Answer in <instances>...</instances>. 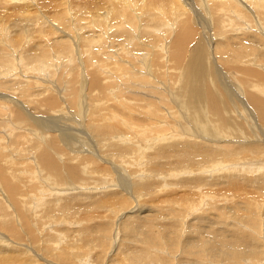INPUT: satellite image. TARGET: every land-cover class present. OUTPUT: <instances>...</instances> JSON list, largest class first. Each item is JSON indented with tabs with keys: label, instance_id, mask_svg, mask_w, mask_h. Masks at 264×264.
Returning a JSON list of instances; mask_svg holds the SVG:
<instances>
[{
	"label": "rangeland",
	"instance_id": "1",
	"mask_svg": "<svg viewBox=\"0 0 264 264\" xmlns=\"http://www.w3.org/2000/svg\"><path fill=\"white\" fill-rule=\"evenodd\" d=\"M82 1L86 5V10H84V12H88V8H90V6H88V0ZM181 1L188 7L187 9L191 12L193 18L195 17V25L199 28H197L199 30L197 35L199 38L202 35L203 40L206 39L210 45L209 55L212 68L216 67L218 68L219 72L221 71V83H224L222 85L228 88V90H230L232 93V95L229 94V96L233 99V104H222L220 108L227 105H233L234 110H228L226 115L229 118L241 122V124L244 121L239 132L230 134L231 136L233 135L232 137L227 136L224 138L213 139V137L208 138L202 136L204 133L202 135L197 133L194 134V131L185 125L189 124L192 128H194V125H192L194 123L192 120L193 118L190 119L192 115L195 116L193 114L195 112H193L192 109L189 107H177V103H172L169 101L170 99L162 101L157 98L156 100H159L158 102L162 104L169 101L170 107L173 108L172 117L165 118V121L158 122L153 121L150 117L145 119L143 115H141L142 112H134V114L140 117L133 119L130 122L127 135L122 134L120 137L125 138V142L127 144L132 142L135 143L136 146H139V149H132L122 152L118 158L116 155L112 154L111 156L107 154L109 155L108 157H112V159H115L120 163L115 162V160L112 162L108 160L104 162L105 160L99 156L101 150L97 151L98 144H100V142L97 140V136L93 134L87 127L88 121L92 122L90 117L93 116L90 114V110L88 109L89 101L100 102V100L95 101V98H92L94 93L92 90H90L89 82H87L89 76L87 72L92 70V64L95 66L98 64L97 61L99 59L106 61L107 66H111L114 62L109 56H96L95 59L98 60L94 63L93 59L91 65H88L87 60L92 58L95 52H92L88 46H82V48H79V46H81L80 38H82L84 42H90V38H88V34H90V28H84V26L88 24V18H86L84 14H80V16H76V18L72 20V16H74L76 12H80V10H75L70 15H68L66 20L69 22L61 28H57L55 25V27H51L48 25V23H45L46 26L50 28V30H56V34L50 33L48 36L50 43H46L45 41L40 43V45L42 47H48V44L52 46L53 41L56 39V42H54V44H56L54 51L62 53L60 61H56L57 63L60 62L58 66H55L50 72H44L41 76H35L29 72L24 74L20 72L16 73L17 71H15V75L7 76L8 78H0V81L5 80L8 82L12 79L17 83L16 89L13 90V92L12 90L0 89V105L6 104L2 107L6 110V107H8L10 108L8 110L12 112L10 113L7 110V112L0 114V133H2L3 136L5 135L4 145L10 143V141L14 139L13 135L16 133H23L27 135L30 139H28L27 142L30 141L31 143H33L32 140L43 142L45 139H48L51 136H53L54 140L57 141L55 136H60V132L76 133L78 137L74 138L75 135H73L70 141L66 142V146L68 147L69 151H64L65 153L62 151L59 154V157H61L60 164L70 161V155L74 156L77 154H83L84 156H88L91 154L90 156L97 159L99 163L103 165L102 167L105 165L108 166L107 164L110 163L111 166L114 167V172L116 171V173L113 172L111 174L112 177L98 175L99 178L96 175L95 177L94 174H89L90 172H88V175L86 174L87 178L84 176V178H86L84 179L86 181L84 184L72 185V182L68 181L62 183L59 181V178L49 170L52 176L51 179L48 176V172H46L43 167H38L36 164L32 166L33 170L24 169L23 167L26 166L24 163L27 162V160H34V158H29L28 155L26 158L22 157L17 161V157L19 158V156H17L18 152H14L15 149L9 150L10 157L7 162H9L11 165H14L12 168L10 167L9 170L18 176L17 182H20L22 185H24L23 187H26L24 192L25 196H27L29 193V200L28 198H25L28 200V204L32 203V206L33 202H31L30 198H32L34 201H36V199H34L35 195L32 194L33 191L30 189V187L33 185L34 180L35 182H39L36 179V175L44 178L45 182H42V187H50L54 185L58 188H61L62 191H72L69 194H92V191L97 192L96 190H101V192L92 195L93 197L97 198L95 200L85 199L86 196H80V199H76L71 196H62L54 202L63 206L60 212L61 214L59 213L58 215H66L70 220H74V222H72L73 226L71 227V224H69L71 222H69L67 219L69 222V229L64 227L68 225H64L67 222L51 223L47 226L46 224H43L45 227H36L38 231L36 234L39 233L42 228L43 230L39 233V236L44 237L51 235V233L48 232V230H50L49 228L53 230L55 226L59 224L58 226H60V228L62 227L60 230L65 232L62 233L64 235L63 242L62 240L58 239V236H52V238H55V240L58 239V242L61 241L60 246L67 245L68 242H66V238L76 243V247L70 249L68 252L62 255H56L53 253V256H47L45 254L46 249L42 245L43 238L39 241L32 242L28 239V235L30 234L25 232L22 235L23 239L21 242L23 243V246L27 248L29 253H32L33 256H36L34 264H257L256 260H252L249 257L256 258L258 255H260L264 260V203L262 206H260L261 210L258 211L255 209L258 204L252 202L255 199L258 201L261 200L260 202H264V118L257 112V108L254 107V105L245 103L248 99L247 91L249 87L247 88L245 85V87H243L241 82L236 81V70H227L225 66L222 65L223 63L218 65L217 55L215 58L213 53H211L213 47L215 49L225 48L223 46H219L221 44H217L216 46V39L213 35V32L219 31V27L216 23L213 25L215 16L213 17L211 9L207 8L210 7L211 4H206L207 7L204 9L205 4L203 6L201 0ZM2 9H4V13L12 12L13 16H16V10H18V14H22L19 11V8L14 5L5 4L2 6ZM53 9L54 6L52 4L42 2L38 5V7H31L27 15L22 14V16H16L18 18V22L16 23H20L21 25L28 24L29 26L31 23H36V21L40 20L42 23H44L43 16L50 14ZM250 16L252 15L248 13L244 15L246 18L244 20L249 24L248 29L242 30L239 33L227 31L220 38L225 41L220 42H226L228 36L236 38L243 37L245 35L246 37L253 38L257 46L263 44L262 49H260L264 51V38L260 36L264 34V15H260L259 13L256 15L254 13V16L257 18V21L260 25V28L256 27L258 29H252L251 23L249 22L253 20ZM217 20L218 19L216 18L215 22ZM10 22L11 20L7 23V28L11 26L9 25ZM21 25L19 26L22 27ZM46 26L44 28H46ZM170 26H172V24H169L168 28H170ZM168 28L159 31L156 33V36H160V38H164V36L170 38V34H168ZM93 29L97 30L98 33L100 32L99 28L95 27ZM254 33H258L260 35H256ZM105 34L108 37L110 35H108L107 32ZM59 35L60 37L64 38V40H66V38H68L70 42L74 40L73 43L75 42L78 44V46L76 45V49L69 53L60 51V46H58V44H62V42H58ZM156 36H154V39L158 40ZM143 38L144 35L142 33H138L135 35L134 40L141 42ZM196 40H193L192 43H190L189 49L194 47L193 45ZM110 42L111 41L109 40V42L106 43V48H108L109 45L111 46ZM156 46H154L152 49L142 51L145 53L144 56L146 59H152L154 48H156ZM100 50L106 49L100 47ZM263 51L258 50L257 56L264 57ZM115 53H117V51H115ZM120 54H122V52H120ZM188 54L184 60V63L179 69H186L188 66L195 64L196 57H192L188 62ZM133 56L135 55L130 56L128 54H124L122 58H113L115 59L114 65H120L122 61L127 63L129 66L127 73L116 74L111 71V68H105L102 70L103 74L100 76L102 77L103 82L108 85L113 83V85L109 87L107 91V93L111 95L112 100L109 97L106 101L102 100V103L103 101L104 103L109 101L110 103H119V96H117V93L123 91H125L127 95H131L133 92H136L138 96L144 97L150 94L146 91V88L152 90L155 87L151 84H147L146 82L137 81L132 78L134 74L140 77L145 76L146 69L151 75H153V70L152 68L150 69V67H148V64L142 63L140 60H136L137 58H134ZM170 57L171 52L169 55H165L162 58L164 60L170 61ZM108 58L110 59L108 60ZM181 59L182 58H180V60L176 63V66L180 65ZM67 63H69L70 66L72 65L71 67H73V71L71 70L72 68H67ZM171 67V64L168 62V65L166 68H163L162 71L168 70L170 74L171 71L169 69ZM45 73H48V76H46ZM73 73L76 74V76ZM159 73L160 71H156L154 76L156 77V74ZM223 73L225 76H222ZM70 77L73 78L74 81L78 80V82H80L76 90V92L78 91L77 95L76 93H68L71 88L70 85H68ZM172 78L173 77H170L167 82L165 81L168 84H166L167 87H169L170 84L172 85ZM212 79L213 80L211 83L217 81V78L213 77ZM11 83L12 81L8 83V85ZM197 85L200 86V83H197ZM161 86L164 85L162 84ZM165 88L166 86H164V89ZM28 90L30 92H28ZM95 91V94L100 95L98 89ZM79 94H81V96ZM37 96H39V101L44 99L46 96H54L56 97L55 100L57 101L54 105L42 104L40 107H37V105L34 104V98ZM201 96L204 97L202 89L196 90L189 98H187L188 103L199 100ZM219 96L226 95L223 94ZM148 97L150 98L151 96ZM251 97H256L264 103V96L256 91L250 95V99ZM90 98H92V100ZM28 101H30V104ZM76 102L77 104H74ZM9 105H11V107ZM98 105L99 104H95V106ZM175 108L179 109L178 111L180 112V118L178 119H173L176 111ZM204 109L207 110V107ZM204 109L201 111V114H196L198 118H196L195 122L207 124L205 121L207 120V118L205 119L206 113L207 117H210V120H208L209 123L207 125H215V122H218V120H214L217 118L214 117V115H217L213 111H210L209 113ZM19 111L23 112V116L26 119L29 118L28 120L31 123L28 124L29 126L23 122L21 116L18 114ZM170 112L171 110L167 111L168 116H171ZM162 116H164V112ZM32 119H36L41 123V130H37L32 125ZM52 122L55 123L52 124ZM24 123L26 125H24ZM49 123L51 124L49 125ZM9 127L10 131H5V128ZM198 127H200V130L202 131L205 129V126L203 127V125ZM36 132L37 134H34ZM115 137L118 136L114 135L113 138ZM34 146H36V150L34 149ZM34 146L30 147L33 148V152H37L40 148H42L40 143H37V145ZM168 148H173L174 150L169 149L168 152L170 153L167 152V155H165L164 151ZM156 149H159L160 152L154 154ZM103 151L106 152L105 149H103ZM98 156L102 161L99 160ZM55 158L57 159V156H55ZM130 159H136V162H133L130 165ZM218 159L227 160V163H229V161L231 163L236 162V168L235 165H233L234 167L229 166L230 168L216 167L213 169L214 171L211 170L207 172L206 170L202 173L204 168L203 166L211 165L213 162H215V160ZM73 161L74 164L78 165L81 169L86 171L90 170V163H83L81 159ZM17 162H19L20 165L17 164ZM154 162L158 163V166L152 167L151 169L148 168L151 163ZM0 164L3 166L6 165V163H3V161H0ZM104 169L106 168L104 167ZM143 169L145 171H141ZM224 169L226 170L224 171ZM179 171H181V174ZM208 173L209 175H207ZM166 176H168V178ZM46 177L50 179H47ZM102 177H104L103 180ZM99 179L103 182L100 183ZM148 180H151L149 183H152V181H157L160 182L159 184H161L162 180L164 183L162 181V187L161 185L158 186L153 184L151 187H149V189H147L146 193H144L143 190V193L137 194L141 183H144ZM97 181L99 183H97ZM74 182L78 183V181ZM195 186L201 188H197V191ZM112 187L114 189L118 188L121 191H108ZM123 187L124 189H121ZM160 187L162 188L161 191L156 192ZM151 188L155 191H151ZM204 188L206 190L205 192L210 191V193L219 194L220 197L218 195V197L214 198V200L205 199L204 203L199 204L198 201L201 198H197L196 193L204 191ZM40 192H44V190L42 189ZM6 194L7 193L0 187V199L6 198ZM41 194H47V192ZM45 196L46 195L42 196L44 197L43 200H49V198H46ZM128 196L130 197L131 207L126 208L127 204H125V199ZM224 196L234 198L232 202L238 203H231L229 200L224 198ZM186 199H188V201L190 199L191 201H196L198 204H196V206L194 205L193 207V205L187 203L183 206L184 208L178 207L177 203L184 202ZM247 199L250 201L248 206H246V203H244V201H247ZM44 203V207H49L48 210L51 211L53 203ZM32 206L30 205L29 208ZM105 206L109 208V211H105ZM177 209L179 210L177 211ZM87 211L90 213H87ZM41 213L43 212L38 211V214ZM52 213L56 212L53 211ZM185 213L186 215L183 216ZM252 214L254 217H252ZM236 215H239V218ZM33 223L38 226V221L36 219L33 221ZM217 231L221 232L220 236L222 238L223 235L222 239L224 240H226L224 237H227L228 234L232 236V238H230V240H226V242H220V240H218V236L214 234V232ZM4 233L5 231H0L1 235ZM210 240H212V244H214L213 246L210 245ZM236 240H242V244H238ZM202 243H206V246H201ZM56 244L57 243H55L54 247ZM4 246L5 245L1 243V255L3 254L1 248ZM200 252L203 255H201ZM258 252H260V254H258ZM199 254L201 257L198 256ZM202 258H204V260L207 262L202 260ZM243 259L250 260V263H245V260L242 261ZM263 260L259 261L258 263L261 262L260 264H264ZM0 264L8 263L0 262ZM13 264H19V262H13Z\"/></svg>",
	"mask_w": 264,
	"mask_h": 264
},
{
	"label": "bare ground",
	"instance_id": "2",
	"mask_svg": "<svg viewBox=\"0 0 264 264\" xmlns=\"http://www.w3.org/2000/svg\"><path fill=\"white\" fill-rule=\"evenodd\" d=\"M42 2L50 3L54 6V9L50 12V14L43 16L44 23H42L41 20L36 21V23H31L30 26L28 24L21 25L20 23H16L18 22V18L16 16H22V14L27 15L31 7H34V6L38 7V5ZM201 2L203 6L205 4L204 9H206L207 7L206 4L208 5L211 4V6L207 8L211 9V13H213L212 14L213 17L215 16V19L216 18L218 19L216 22L214 19L213 25L216 23L219 27V31L213 32V35L215 36V39H216V46L217 44H221L219 46L225 47L221 49H217V48L215 49L213 47V49L211 50V53H213V56H215V58L217 55L218 65L220 63H223L222 65H224L227 70H231V69L233 71L234 69L236 70V77H237L236 81L241 82L243 84V87L245 86L247 88L249 87L247 91L248 99L245 103H249V105H254V107L257 108L256 109L257 112L264 118V103L256 97H251L250 99V95H252L255 91L264 96V57L257 56L258 50L263 51L261 50L263 44H260L257 46L253 38L246 37L245 35L243 37H236V38L228 36L226 39V42H220V41H225L220 38L227 31H230L233 33H239L242 30L248 29L249 24L244 20L246 19L244 17L246 13L251 14L253 16V17L250 16L253 21L249 22L251 23L252 29L254 28L258 29L256 27L260 28V25L257 21V18L254 16V13L256 15L258 13L260 15H264V0H201ZM5 4L14 5L18 7L19 11L22 14H18V10H16V16H13L12 12L4 13V9H2V6ZM88 6H90V8H88V12H84V10H86V5L84 4L82 0H40V1H37V0H0V78L15 75L16 73H19V72L23 74L29 72L30 74H33L35 76H41L44 72H50L54 69L55 66H58L60 62L57 63L56 61H60V57L62 56V53L54 51V48H56V44H54V42H56V39L55 41H53L52 46L48 44V47H42L40 45V43L45 42V41L46 43L47 42L50 43V39L48 37L50 33L56 34V30H50V28H48V26H46L45 23H48V25H50L51 27L57 26V28H61L62 26L66 25L69 22L68 20H66V18H68V15H70L75 10H80V12H76V14L72 16V20H74L76 16H80V14H84V16L88 18V24H86L84 28H90L89 29L90 34H88V38H90V42H84V40L80 38L81 46H79V48H82V46H88V48H90L92 52H95L93 57L87 60L88 65H91V62L93 59H94V63L95 61L98 60V59H95L96 56H103V57L109 56L111 60L115 63V59L113 58H122L124 54H128L130 56L135 55L133 57L137 58L136 60H140L142 63L148 64V67H150V69L152 68L153 70V75H151L150 72L146 69L145 76L140 77L136 74L132 76L134 80L146 82L147 84H151L155 86L152 90H150L149 88H146V91L150 93L149 95L141 97V96H138L136 92H133L131 95H127L125 91H123V92L117 93V96H119V103L118 102L110 103V101L106 103H104V101L103 103L101 102L102 100H105V101L108 100L109 97L111 98V95H109L107 91L109 87L113 85V83L110 85L104 83L100 75L103 74L102 70L105 68H111V71L116 74L127 73L129 70V66L127 65V63H125V61H122L120 65H114L113 63L111 66H107L106 61L99 59L97 61L98 64L96 66L92 64V67H91L92 70L87 72L89 74L87 82H89L90 90H92L94 93V96L92 95V98H95V101L100 100L101 102L100 103V102L89 101L88 109L90 110V114H92L93 116L90 117L92 122L88 121L87 127L93 134L97 136L96 138L100 142V144H98L97 151L101 150L99 153V156L105 160L104 162H106L107 160L110 162L115 160V159H112V157H108L109 155L112 156L113 154V155H116L118 158L122 154V152L132 150V149L134 150L139 149V146H136L135 143L132 142V143L127 144L125 142V138L120 137L122 136V134L127 135L128 129L130 127V122L136 117H140L134 114V112L135 113L142 112L141 115H143L145 119H148L150 117L153 121L162 122V121H165L164 120L165 118L172 117L173 108L170 107L169 101L175 104L177 103V107L178 106L185 107V108L189 107L190 109H192L193 112H195L193 113L195 116L192 115V117L190 118V119L193 118L192 120L194 121V123L193 124L191 123V124L194 125V128H192L189 124H185L187 127H189V129L194 131L193 132L194 134L197 133L199 135H202L204 133L202 136H205L208 138L213 137V139H218V138H224L227 136H231L230 135L231 133L235 134V132H239L241 130V126L244 121L241 124V122L234 120L232 118H229L226 115V112L228 110L230 109L234 110V106L227 105L225 107L220 108L222 104H233V99L229 96V94L232 95V93L230 92V90H228V88L222 85L224 83H221V77H220L221 71L219 72L218 68L216 67L212 68L211 66L212 63H211L210 55H209L210 45L206 39L203 40L202 35L200 38L197 35L199 32L198 30L199 28L196 27L195 25L196 24L195 17L193 18V16L191 15V12L187 9L188 7L181 0H88ZM10 20L11 22L9 23V25L11 26L7 28V23ZM169 24H172L170 28H168ZM19 25H21L22 27H20ZM45 26L46 28H44ZM95 27L99 28V31H100L99 33L97 30L93 29ZM167 28H168V34H170V38L166 36H164V38H160V36H156V33H158L161 30L167 29ZM105 31L107 32L108 35L110 34L109 37L105 34L106 33ZM138 33H142L144 35V38L141 42H137L136 40H134L135 35H137ZM254 34L260 35L258 33H254ZM154 36H156L158 40H155ZM260 36L264 38V34ZM109 40L111 41L110 42L111 46L109 45V47L106 48L105 45L107 42H109ZM193 40H196V42L194 41L195 43L193 42L194 47L189 49L190 43H192ZM73 41L74 40L70 42L68 38L64 40V38L60 37L59 35L58 42H62V44H58V46H60V51L66 52V53L73 52V50L76 49V45L78 46V44H76L75 42L73 43ZM154 46H156V48H154L152 59H146V57L144 56L145 53L142 51L152 49ZM100 47L106 50H100ZM115 51H117L118 54L115 53ZM120 52H122V54H120ZM170 52H171L170 61L164 60L162 57L165 55H169ZM187 54L189 55L188 62L190 61L192 57H196L195 64L188 66L186 69L185 68L179 69L184 63V60L186 59ZM110 58H108V60ZM180 58H182L181 63L179 66H176V63L180 60ZM168 62L172 66L169 69L171 71L170 74L168 70L162 71L163 68H166V66L168 65ZM66 66L69 69L72 68L71 70L73 71V67H71L72 65L70 66L69 63H67ZM18 68H19V71H18ZM15 71L17 72L15 73ZM156 71H160V73L156 74L157 76L155 77L154 73ZM47 74L46 76H48ZM74 75L76 76V74ZM223 75L224 73L222 74V76ZM170 77H173L171 80L172 85L170 84V86L167 87L168 84L166 82L170 79ZM211 77L217 78V81H214L211 83V81L213 80ZM9 81L10 82L12 81L10 85H8V83H10ZM9 81L8 82L5 80L0 81V89L12 90L13 92V90L16 89L17 83L16 81H13L12 79ZM75 82H76V85H75ZM79 83L80 82H78V80L74 81L73 78L70 77L68 85H70L71 88L68 93H72V94L76 93L77 95L78 91L76 92V90H77ZM197 83H200V86L197 85ZM162 84L166 86L165 89H164V86H161ZM212 84H216V85H212ZM96 89L99 90L100 95L95 94ZM199 89H202L204 93V97L201 96L199 100H195V101L188 103L187 98H189L193 94V92ZM28 92L30 91L28 90ZM223 94L226 96H219ZM79 95L81 96V94ZM101 96H102V99H101ZM148 96H151V97L149 98ZM55 98L56 97L54 96L52 97L46 96L44 97V99L39 101V96H37L34 98V104H36L37 107H40L42 104L54 105L57 101L55 100ZM92 98L90 99L92 100ZM157 98H159V100H162V101H166L167 99H170V100L162 104L158 102L159 100H156ZM28 103L30 104V101H28ZM74 104H77V102ZM95 104H99V105L95 106ZM3 105H6V104H3ZM3 105H0V114H2L3 112L5 113L7 112L8 109H10L8 107H6L7 110L4 109L2 107ZM11 105L9 106L11 107ZM205 107H207V110L204 109ZM203 109L209 113L210 111H213L217 115V116L214 115V117H217L214 120H218V122H215L216 123L215 125L214 124L207 125L209 123L208 120H210V117H207L206 113H205V119L207 118V120L205 119L204 120L206 121L207 124H201L199 122H195L196 118H198L196 114L197 115L201 114V111ZM168 110H171L170 112L171 116H168V113H167ZM175 110H176L174 114L175 116L173 119H178L180 118V112L178 111L179 109L175 108ZM163 112H164V116H162ZM18 114L21 116L23 122H25L27 125L31 124L30 121L28 120L29 118L26 119L23 116L22 111H19ZM181 114H182V111H181ZM257 114L256 116L258 117ZM245 115L248 116L247 114ZM32 120H33L32 125L37 130H41L42 128L40 126L41 123L37 121L36 119H32ZM25 123L24 125H26ZM53 123L55 122H52V124ZM50 124L51 123H49V125ZM201 125H203V127L205 126V129H203V131L200 130V127H198ZM6 130L7 132H9L10 127L5 128V131ZM34 134H37V132ZM73 135H75L74 138L78 137L76 133H63V132L61 133L60 132V136H55L57 141H55L54 137L51 136L50 138L47 137L48 139H45L43 142L32 140L33 143H31L30 141L27 142V140L29 139L27 135L23 133H16L15 135H13L14 139H12L10 143H8L7 145H4L5 135L3 136L2 133H0V161H3V163H6L5 166L0 164V187L2 190H4L7 193L6 198L0 199V231L2 230L5 231L4 234L2 235L0 234V247H1V243L5 245L3 248H1V251L3 254L1 255V252H0V262H4L8 264L10 262H11L10 264H13V262L14 263L19 262V264H34L35 263L36 256L34 255L35 256L34 257L32 253H29L27 251V248L24 247L23 243L21 242L23 239L22 235L25 232L30 234L28 235L29 237L28 236L27 237L32 242L39 241L40 239L43 238L42 245L46 249L45 254L47 256H53V253L56 255H62L68 252L70 249L76 247L75 245L76 243L72 242L68 238H66L67 240L66 242H68L67 245L60 246L61 241L58 242V239L62 240L63 242L64 235L62 233H65V232L63 230H60L62 227L60 228V226H58L59 224L56 225L53 230L49 228L50 230H48V232L51 233V235L44 236V237L39 236L40 235L39 233L43 230L42 228L40 232L36 234V232H38L36 227H42L44 226L43 224H46L47 226L48 224L50 225L51 223H57V222L58 223L67 222L64 225H67L69 222H71L69 224H71V227H72L73 226L72 222H74V220L73 219L70 220L69 217H67L66 215L65 216L58 215L61 212L63 206H61L59 203H54V202L62 196L63 197L71 196L76 199L77 198L80 199V196H86L85 199L95 200L97 198L93 197L92 195H94L95 193L101 192V190H96L97 192H94L91 190L93 192L92 194L90 193L89 194H81V193L69 194L72 191L65 192L63 190L64 191L63 192L61 188H58L57 186H54V185L50 187L48 186L42 187V182H45V180L44 178H41L38 175H36V179L39 182H35L34 180L33 185L30 187V189L33 191L32 194L35 195L34 199H36V201L30 198L31 202H33V206H32V203L31 204L29 203L32 206L31 208H29L30 207V205L28 204L29 193L27 196H25L24 189H26V187H23L24 185H22L20 182H17L18 176L14 174L12 171L10 172L9 170V168L10 167L12 168L14 165H11L9 162H7L10 157L9 150L15 149L16 151L14 150V152H18L17 156H19V158L17 157V161L20 160L22 157L26 158L28 155H29V158L31 157L34 158V160L31 159L32 161L27 160V162L24 163L26 165L25 167H23L24 169L33 170L32 166L36 164L38 167L40 166L41 168L43 167L46 170V172H48V176L51 179H52V176H51L50 171H52L59 178V181H61L62 183H65L66 181H68V182H72L71 183L72 185L74 184L82 185L84 184V182H86L84 179L87 178L86 174L88 175V172H90L89 174H94V176L96 175L97 177L98 175L112 177L111 174L114 172V167L111 166V164L109 163L107 164L108 166L106 165L104 166L106 168L104 169V167H102L103 165H101L97 159L90 156L91 154L88 156H84L83 154L82 155L77 154L74 156L70 155V158L68 157L70 161H67L64 164H60L61 157H59V154L62 151L63 153H65L64 151L66 152L69 151L68 147L66 146L67 145L66 142L70 141ZM114 135L115 136L117 135L118 137L113 138ZM37 140H38V136H37ZM37 143L38 144L40 143L42 145V148H40L37 152L35 151L33 152V148H30V147L37 145ZM35 147L36 146H34V149ZM103 149H105L106 152H104ZM169 149L171 150L173 148L166 149L164 151L165 155H167V152ZM159 152H160L159 149H156L154 154H157ZM55 156H57V159L55 158ZM78 159H81L83 163H90L91 165L89 166L90 170L89 171L83 170L78 165L74 164L73 160H78ZM226 161L227 160H223V159L215 160V162H213L211 165L203 166L204 167L203 170L201 169L202 173L206 170L207 172L211 171L215 169L216 167L217 168H225V167L230 168L229 166L232 167L233 165H235V168H236V165H237L236 162L231 163L229 161V163H227ZM115 162H119V161L115 160ZM129 162L131 165V163L136 162V159H130ZM17 164L20 165L19 162H17ZM156 166H158V163L154 162V163H151V165L148 168L151 169L152 167H156ZM225 170L226 169H224V171ZM101 171H104V172H101ZM141 171H145V170L143 169ZM179 172L181 174V171ZM114 173H116V171ZM207 175H209V173ZM84 176L86 178H84ZM166 177L168 178V176ZM46 178L50 179L48 177ZM103 179L104 177H102V180ZM102 180H100V183L103 182ZM74 181H78V183L77 182L75 183ZM149 181L151 180L141 183V186L139 185L140 187H139V191L137 192V194L143 193V190H144V193H146L147 189H149V187H151V185L153 184L158 185V186L161 185V187L163 185L162 184L163 180L161 181V184H159L160 182H157V181L156 182L152 181V183H149ZM97 183L99 182L97 181ZM203 185L206 186L205 184ZM161 187L156 192L161 191L162 189ZM152 188H151V191L154 190ZM197 188L200 189L201 187H196V190ZM42 189L44 190V192H47V194H41V193H44V192H40ZM121 189H124V187ZM118 190H119L118 188L114 189L112 187L108 191H117V192L121 191V190L119 191ZM102 191H105V190H102ZM205 191L206 190L204 188V191H201L200 193H196L197 198H201L198 201L199 204L204 203L205 199L214 200V198L218 197L219 195V194L210 193L209 190H207L209 192H205ZM48 193H51V194H48ZM44 195H46L45 197L49 198V200H46V199L43 200L44 197L42 196ZM25 197L28 198V200ZM224 198L229 200L231 203H234V204L238 203V202H232L234 198H231L228 196H224ZM248 199H251V198H248ZM248 199L247 201L246 200L244 201V203H246L245 204L246 206L250 204V201ZM227 200H224V201H227ZM60 201H63V200H60ZM260 201L256 199L252 201L255 204L256 203L258 204L256 208L254 205V208L257 209L258 211L261 210L260 206H262V204L264 203ZM44 202L53 203L51 211L48 210L49 207L47 206H46L47 208L44 207L43 205L45 204ZM195 202L196 201H193V200L191 201V199L189 201L188 199H186L184 202L177 203V205L178 207H183L184 205L189 203L193 205L194 207V205L196 206V204H198V202L196 203ZM125 204H127L126 208L131 207L130 206L131 201H130L129 196L126 197ZM105 209H106L105 211H109V208L106 206H105ZM178 210L179 209H177V211ZM13 211L15 212V214ZM38 211H42L43 213L38 214ZM53 211L56 212L57 214L52 213ZM87 213H90V212L87 211ZM173 215H172V218H173ZM185 215L186 213L183 216ZM252 217H254L253 214H252ZM35 219L38 221V226L33 223ZM67 219L69 222L67 221ZM69 224L64 227H67V229H69L70 228ZM214 234L218 236V240H220V242H226V240H230V238H232V236H230L228 233H225V234H228L227 237H224L226 238V240L222 239L223 235L221 238L220 236L221 232L217 231V232H214ZM52 236L53 237L58 236V239L55 240V238H52ZM236 242H238V244H242V240H236ZM55 243L57 244L54 247ZM210 245L211 246L214 245L212 244V240H210ZM201 246H206V243H202ZM27 247H30V246H27ZM200 254L198 256L201 257V255L203 254L201 255ZM258 254H260V252H258ZM204 258H202V260H204ZM249 258L252 260H256L257 264H260L261 262L260 263L258 262L263 260L260 255H258V257L256 258H253V257H249ZM244 260L245 259H243L242 261ZM249 261L250 260H245L244 262L248 263ZM250 264H254V263H250Z\"/></svg>",
	"mask_w": 264,
	"mask_h": 264
}]
</instances>
